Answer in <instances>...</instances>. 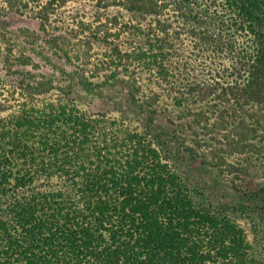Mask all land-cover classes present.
<instances>
[{
    "label": "trees",
    "instance_id": "16d2710c",
    "mask_svg": "<svg viewBox=\"0 0 264 264\" xmlns=\"http://www.w3.org/2000/svg\"><path fill=\"white\" fill-rule=\"evenodd\" d=\"M219 6L187 67L156 0H0L60 41L0 113V264H264V0Z\"/></svg>",
    "mask_w": 264,
    "mask_h": 264
},
{
    "label": "rangeland",
    "instance_id": "374dc122",
    "mask_svg": "<svg viewBox=\"0 0 264 264\" xmlns=\"http://www.w3.org/2000/svg\"><path fill=\"white\" fill-rule=\"evenodd\" d=\"M156 1L157 8L160 9L163 16V26L169 29L172 37L178 38L183 49L182 54L188 55L187 67L190 65L192 67L195 59L198 61L195 63L202 67V61L206 59L207 55V51L204 52V46L208 44L204 41L207 36L205 31L215 26L210 20H217L222 16L220 15L222 14V9L219 6L220 0H213L214 13L210 11L211 9L203 10V2L206 0L199 4H195L192 0ZM209 3L211 4L210 1ZM170 16L172 17L169 19ZM64 44L67 46L68 43L64 41ZM58 45H60V41L57 38H50L47 33L43 32L40 22L34 18L21 16L8 21L7 27L0 31V113L15 105V100L20 96V86L27 83L49 84V79L54 84H59L58 77H49V70L48 67H45L44 60L33 52V48L40 46L54 50ZM74 50L85 61L96 62V59H104L109 56L107 48L93 44L78 43ZM220 60L222 61V58ZM207 62L211 64L208 57ZM211 72V70H205L206 78L214 77ZM227 74L228 71L219 75L221 84L223 80L224 82L229 81ZM207 84H209V79H207ZM49 86L41 85L39 90H46ZM108 98L89 96L87 103L92 102L100 110L111 108V101ZM112 109L110 112L112 115L120 114L119 111H115V107ZM205 178L203 180H206L207 184L212 183L211 179Z\"/></svg>",
    "mask_w": 264,
    "mask_h": 264
}]
</instances>
